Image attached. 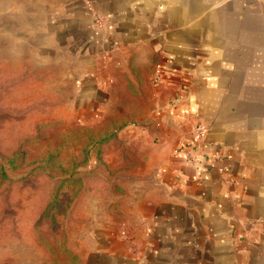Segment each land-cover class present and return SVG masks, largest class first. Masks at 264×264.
I'll return each instance as SVG.
<instances>
[{
    "label": "crops",
    "instance_id": "obj_1",
    "mask_svg": "<svg viewBox=\"0 0 264 264\" xmlns=\"http://www.w3.org/2000/svg\"><path fill=\"white\" fill-rule=\"evenodd\" d=\"M85 1L58 0L76 48L66 102L97 107L121 70L141 107L126 219L89 227L90 264H264V0H89L99 42ZM104 53L122 59L101 74Z\"/></svg>",
    "mask_w": 264,
    "mask_h": 264
},
{
    "label": "rangeland",
    "instance_id": "obj_2",
    "mask_svg": "<svg viewBox=\"0 0 264 264\" xmlns=\"http://www.w3.org/2000/svg\"><path fill=\"white\" fill-rule=\"evenodd\" d=\"M88 1L99 42L106 18ZM60 5L0 0V264H90L89 227L126 219L137 177V73L116 71L117 90L97 107L66 102L76 48L58 39ZM110 58L122 59L104 53L101 74Z\"/></svg>",
    "mask_w": 264,
    "mask_h": 264
},
{
    "label": "built area",
    "instance_id": "obj_3",
    "mask_svg": "<svg viewBox=\"0 0 264 264\" xmlns=\"http://www.w3.org/2000/svg\"><path fill=\"white\" fill-rule=\"evenodd\" d=\"M204 131H205V128L201 124L195 123L191 128L190 138L186 143L187 146L192 147L196 143L200 142V140L203 137Z\"/></svg>",
    "mask_w": 264,
    "mask_h": 264
}]
</instances>
